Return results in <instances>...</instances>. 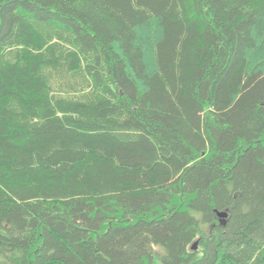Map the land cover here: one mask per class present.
Listing matches in <instances>:
<instances>
[{
  "label": "trees",
  "instance_id": "16d2710c",
  "mask_svg": "<svg viewBox=\"0 0 264 264\" xmlns=\"http://www.w3.org/2000/svg\"><path fill=\"white\" fill-rule=\"evenodd\" d=\"M0 264H264V0H0Z\"/></svg>",
  "mask_w": 264,
  "mask_h": 264
},
{
  "label": "water",
  "instance_id": "95a60500",
  "mask_svg": "<svg viewBox=\"0 0 264 264\" xmlns=\"http://www.w3.org/2000/svg\"><path fill=\"white\" fill-rule=\"evenodd\" d=\"M218 217L223 219L226 217V214L224 212L218 213ZM195 247H196V243L193 244L192 249H195Z\"/></svg>",
  "mask_w": 264,
  "mask_h": 264
}]
</instances>
